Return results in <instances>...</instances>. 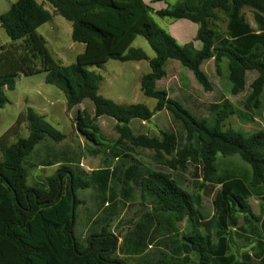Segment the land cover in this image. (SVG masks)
I'll return each mask as SVG.
<instances>
[{
	"label": "trees",
	"instance_id": "16d2710c",
	"mask_svg": "<svg viewBox=\"0 0 264 264\" xmlns=\"http://www.w3.org/2000/svg\"><path fill=\"white\" fill-rule=\"evenodd\" d=\"M155 1H165L168 7L154 11L143 0H47L72 23V40L85 46L71 65H59L37 33L52 20L43 5L18 0L0 14V27L11 39L0 47V109L19 74L46 72V83L63 92L68 109L85 100L93 103L94 117L78 111L76 118L77 130L88 142L102 145L99 139L105 137L97 120L104 116L116 121L120 136L112 147L110 160L119 162L112 171L87 174L80 164H63L45 183L31 187L27 159L43 140L60 143L66 136L32 108L19 116L0 138V264H264V130L243 133L225 127L233 115L252 123L261 114L264 118V0ZM244 8L254 11L256 29L243 16ZM219 12L228 18L226 37H219L212 26L221 19ZM153 14L197 25L195 41L202 48L197 50L194 42L179 44ZM138 37L146 39L155 57L132 47ZM212 59L218 74L223 60H228L230 91L234 96L246 93L244 111L229 100L203 106L188 97L190 111L165 89H157L167 76V63L176 60L205 91H212L202 68ZM111 60L149 64L151 72L142 77L141 91L157 101L154 110L145 104H118L99 94L102 78L87 67ZM251 72L256 78L247 87ZM203 107L210 110L208 117L197 114ZM162 111L171 115L166 131L151 137L133 133L131 121L149 122ZM22 123L29 136L9 143ZM133 148L153 150L157 158L169 159L157 168L135 162L124 170L131 157L121 155ZM235 156L247 166L227 161ZM111 180L121 181V194L138 193L144 201H152V210L143 212L131 238L122 243L109 229L113 214L102 231L82 245L75 235V213L83 203L77 193L94 185L108 189ZM206 188L217 189L210 206L200 193ZM253 197L261 202L260 215L250 207ZM182 223H186L183 230ZM152 227L161 240L144 255L148 249L144 239ZM233 237L251 246L240 260L231 253Z\"/></svg>",
	"mask_w": 264,
	"mask_h": 264
},
{
	"label": "rangeland",
	"instance_id": "374dc122",
	"mask_svg": "<svg viewBox=\"0 0 264 264\" xmlns=\"http://www.w3.org/2000/svg\"><path fill=\"white\" fill-rule=\"evenodd\" d=\"M17 1L18 0H0V14L8 12L12 5ZM36 1L43 5L44 8L52 14V20L37 29V33L46 40L47 48L51 57L59 65L75 64L77 62L78 55L84 52L85 46L72 40V23L58 15L47 0ZM167 2L170 4L175 3L173 0H167ZM145 3L151 6L154 11H160L168 7V4L165 1L156 2L155 0H145ZM242 14L246 18V21L254 29H256L257 25L255 22L254 11L249 8H244ZM219 16L221 19L214 22L212 26L216 30L219 37H226L228 18L222 12H219ZM152 17L155 22L160 27L165 29L170 35H172L171 31H173V29L175 31L178 30V34L184 36L186 38L185 40L189 41L191 40L190 37L193 30L198 27L187 20L174 22L168 19H161L155 14H153ZM3 41L11 42V39L7 36L4 29L0 28V44ZM177 42L179 44L183 43L180 39H178ZM132 47L142 49L149 56L155 57V52L143 37H138ZM87 68L88 70L94 71L101 76L102 80L99 85V94L104 98L123 105L145 104L150 110H154L156 107L157 101L146 97L141 91L142 77L151 72L150 66L147 62L123 63L111 60L100 67L89 66ZM202 68L212 84V91H205L196 81L193 73L183 67L176 60H171L167 64V76L157 85V89H165L170 98L175 99L190 111H192V107L186 100V97L188 96L197 98L206 106L210 103L214 104L220 102L222 97L227 98L237 110L244 111L243 101L246 93L234 96L230 91L228 80V60H223L221 64V74H218L213 59L205 62ZM46 75V72H40L32 76L19 74L16 78L15 89L6 91L5 94L7 97V103L0 109V138L14 125H16L21 114L25 113L28 108H32L36 113L43 116L47 122L66 136V138L60 143H56L47 138L40 143V146L38 145L37 147L54 145V147L63 149L66 146H70L82 159V168L88 171L91 169L102 168L106 166L107 162L112 163L113 160L105 157L103 152L106 151V145H110L112 147L116 145L119 140L120 136L116 130L117 124H115V121L107 116L99 118L97 123L101 128L102 135L105 137L104 139H99V142L102 145L96 146L95 144L88 142L77 130L76 118L78 111L86 112L89 116L94 117L93 103L90 100H85L81 105L73 109H68L67 101L63 92L56 86L47 84ZM255 78V73L251 72L248 74L247 87ZM197 114L202 117H208L210 115V110L207 109V107H203L201 109L199 108L197 110ZM170 121L171 115L168 112L163 111L161 113H156L153 119L149 122L144 123L140 120H134L130 123V128L135 135L142 134L151 137L166 131L170 126ZM225 125L226 128H232L236 131L253 133L255 131L264 130V118L263 114H261V116H257L255 122L252 123L246 122L238 115H233L226 121ZM16 130L17 134L11 136L9 143L15 142L19 137L26 138L29 136V130L27 124L25 123L19 124ZM126 154H132L131 159L135 161L137 160L146 165L160 166L165 164L169 159L166 155L157 158L153 150L142 148H133L132 152L130 151ZM34 156L35 154L32 153L27 159V167L29 168L28 184L31 187L37 186V184L45 183L47 179L57 171V169L53 167L38 169L30 166L29 163H31V159L35 160ZM218 159L221 161L222 158L219 157ZM227 161L234 162L240 166H247L238 156L229 158ZM117 162L118 161L115 160V164H117ZM59 168L60 167H58V169ZM36 177H38V183H36ZM197 187L198 186H195L194 190H196ZM216 191L217 189L211 188L200 189V193L204 195L206 206H210L208 204L214 199ZM93 194L97 195L96 191L92 188L79 190L78 197L81 201L83 200L82 205L79 207L81 208L87 205L86 202H84L85 199L89 200V203L91 199L92 203V198L94 197ZM140 204H143L144 206L140 205V207L137 206L132 210H128L127 217H136L147 209L144 202ZM249 204L253 213L260 215V200L254 197L250 198ZM78 211L77 215L81 213V209H78ZM122 213H125L124 209L122 210ZM82 219L86 221V218ZM78 221H80V218H78ZM78 221L75 229V235L76 238L80 240L83 229L79 226ZM113 226L114 224H112L111 229ZM181 227L186 228V223L181 224ZM127 228L128 226H124L120 230L116 229L115 232L117 233V236H122ZM250 248L251 246L245 245L236 237L232 238L231 253L235 255L238 260H240L241 255L248 252ZM129 264L133 263L129 261Z\"/></svg>",
	"mask_w": 264,
	"mask_h": 264
},
{
	"label": "crops",
	"instance_id": "0c3cea01",
	"mask_svg": "<svg viewBox=\"0 0 264 264\" xmlns=\"http://www.w3.org/2000/svg\"><path fill=\"white\" fill-rule=\"evenodd\" d=\"M143 1L145 2V0H143ZM177 31L178 30L175 31L173 29V31H171V34L176 40H178V39L182 40L183 45L187 44L189 42H194L195 48L197 50H200L202 48V44L200 42L195 41V37H196L197 31H198V27L195 30H193V33L190 37V39H191L190 41L185 40L186 38L184 36L179 35ZM187 41H189V42H187ZM7 44H10V42H6V41L4 42L3 41V42H1L0 47L7 45ZM149 57L153 58L151 56H149ZM161 81H159L157 83V85ZM188 97L193 99L195 104L199 103L200 105L206 106V105H204V103L200 102L197 98H193L191 96H188ZM188 97H186V98H188ZM223 100H229V99L222 97L220 101H223ZM210 104H213V103H210ZM133 121H131V123ZM115 124H117L116 121H115ZM46 144H48V143H46ZM39 146H40V144H39ZM112 147L109 145L107 150L103 152V155H105V157L111 158ZM109 150H111V152ZM128 152H125V154H122L121 156L131 157L132 154L131 155L126 154ZM33 154H35V156H34L35 160L31 159V163H29V165L32 167H36L38 169H47L48 167H53V168H56L58 171V167H60L63 164H80L81 167L83 165L82 159L80 158V156L77 155V152H75L70 146H66L65 148L62 149V148L54 147V145H44L43 147H36ZM116 160L118 161V159H116ZM135 162L143 164L137 160L135 161V160L131 159V162L129 160L127 165L124 167V170H127L130 167V165H132ZM117 163H119V162H117ZM116 165L117 164H115V160H114L112 163L107 162L106 166H104L102 168L91 169L90 171H88L84 168L83 169L87 172V174H91L94 171H99V170H104V169H108V170L112 171L116 167ZM143 165L149 166L151 168L159 167L157 165H146V164H143ZM56 172H54L51 176H53ZM101 177L103 178V181H104V178H105L104 175H101ZM98 179H100V177H98ZM189 179H191V178H189ZM35 180H36V183H38V177H36ZM91 188L94 191H96V193H97V195L93 194L94 197L92 198V203H91V199H90V203H89V200L85 199L84 202H86L87 205H85L84 207L78 208V209H81V211H80L81 213L79 215H77L78 209L75 213L76 225H77L78 218H80V221H78V223H79V226H81V228L83 229L82 233H81V239L79 240L77 238L79 243L82 245H86V241L91 235L99 234L102 231V229L107 225L108 220L111 218V216H113V214L115 215L114 218L108 223V225L110 227L109 229L112 233L117 235V233L115 232L116 229L120 230L124 226H128V228L122 234V236H120V237L118 236L120 238V243H122V241L125 237L128 239L131 238V232L134 230V226L139 221L143 212L152 210L151 209L152 201H150L148 199L146 201H144L139 196L138 193L133 194L129 197L127 195L121 194L123 191L121 181L111 180V182L109 183L108 189L105 188V185H104V189L98 188L97 185H94ZM91 188H89V189H91ZM77 195H78V193H77ZM143 202L147 207L146 210H144L141 214H139L136 217L135 216H133V218L127 217V211L128 210H132L134 207H137V206L140 207V205H141L140 203H143ZM123 209H124L125 213H122ZM78 213H79V211H78ZM147 213H149V212H147ZM81 214H82V216H81ZM82 218H86V221L83 220ZM112 224H114V226L111 229ZM180 228L182 230L185 229V228L181 227V224H180ZM75 229H76V226H75ZM155 233H156L155 227H152L149 229L148 234H147L148 237L146 238V240L144 239V242L146 245L145 247H148V249L144 252V255L149 254L159 245L161 238L159 236H155ZM149 247H152V248H149ZM121 257L124 258L123 256H121Z\"/></svg>",
	"mask_w": 264,
	"mask_h": 264
}]
</instances>
